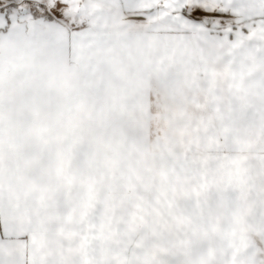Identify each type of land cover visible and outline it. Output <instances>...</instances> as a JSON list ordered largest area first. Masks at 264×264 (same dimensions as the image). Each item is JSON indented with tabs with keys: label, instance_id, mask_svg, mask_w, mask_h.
<instances>
[{
	"label": "snow or ice",
	"instance_id": "obj_1",
	"mask_svg": "<svg viewBox=\"0 0 264 264\" xmlns=\"http://www.w3.org/2000/svg\"><path fill=\"white\" fill-rule=\"evenodd\" d=\"M0 264H264V0H0Z\"/></svg>",
	"mask_w": 264,
	"mask_h": 264
}]
</instances>
